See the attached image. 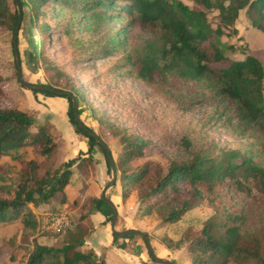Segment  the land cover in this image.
I'll return each mask as SVG.
<instances>
[{
	"label": "trees",
	"instance_id": "1",
	"mask_svg": "<svg viewBox=\"0 0 264 264\" xmlns=\"http://www.w3.org/2000/svg\"><path fill=\"white\" fill-rule=\"evenodd\" d=\"M190 1L203 9L190 7L181 0H19V3L21 21L26 7L31 15V28L38 26L42 31L63 36H69L74 29L63 28L55 32L43 21L50 11H55L47 7H60L52 19H58L61 9L78 13V25L90 35L98 36L99 46L94 51L102 53L104 58L116 57L121 49L125 51L128 45L133 44L131 50L123 52L117 68H122L123 73L135 79L155 84L166 81L170 73H175L183 79L205 82L212 92V100H229L234 105V116L243 126V133L254 130V139L264 141L263 64L250 52L242 59H230L225 55V49L233 46L221 40L228 28L231 35H237L234 24L243 9H246L251 25L264 32V0ZM211 10L218 12L215 27L207 16ZM115 17L122 18V24L111 28L107 34H101ZM16 18V8L11 7L9 0H0V27L13 31ZM71 24L73 26L74 22ZM139 25L156 28L160 36L158 44L147 41L139 47ZM18 42L17 36V45ZM222 62L229 64L217 66ZM51 69L66 77L57 66H51ZM7 83L9 79L0 76V158L21 150H32V155L26 158L24 169L18 170L16 184L0 192V224L16 222L20 238L30 239L40 229L38 216L32 208L52 203L55 198H58L57 204L67 201L66 188L72 174V161L55 165L63 140L53 124L37 122L30 113L16 105L2 104L1 96ZM69 85L70 89L66 91L80 101L79 87ZM62 97L68 101L67 116L72 127L87 138L88 151L97 146L104 154L109 173L104 148L78 127L73 118L71 99ZM97 118L100 127L105 129V118L101 115ZM94 133L101 138L97 132ZM111 133L119 138L122 146L118 160L114 161L119 171L121 198L125 200L132 193L136 194L138 218H154L161 226L175 223L205 200L207 195L201 186L210 194L222 191L219 187L223 183L224 188L247 197L253 187L263 198L264 209V167L253 162L246 152L220 150L213 154L211 148L197 146L186 135L178 140L179 154L168 158L164 169L153 160L134 163L144 157L145 150L152 145L149 139L127 130H112ZM253 144L258 145V142ZM90 157L86 158L89 163L93 162ZM102 208H105L106 222L110 221L111 208L101 197H89L80 205V226L69 232L62 246L52 247L24 240L13 248L16 251L10 254L9 261L18 260L20 264H104L85 244L92 226L82 225L90 213ZM243 216V213L233 214L228 209H218L197 235L190 236L188 229L177 240L163 238L162 241L173 249L187 245L189 264H264V224L260 230L249 229ZM114 238L118 237L114 235ZM17 251H22L20 259Z\"/></svg>",
	"mask_w": 264,
	"mask_h": 264
},
{
	"label": "rangeland",
	"instance_id": "2",
	"mask_svg": "<svg viewBox=\"0 0 264 264\" xmlns=\"http://www.w3.org/2000/svg\"><path fill=\"white\" fill-rule=\"evenodd\" d=\"M181 1L190 7L203 9V7L194 5L190 0ZM9 2L14 8L13 0ZM47 8L55 11H50L43 21L54 28L55 32L58 33V30L63 28L74 30L69 36H63L53 34L54 32L42 31L38 26L31 28L29 23L31 15L25 7L24 19L21 21L18 32V50L23 79L62 90L70 89L69 83L79 87V117L86 126L101 136L105 144H110L111 155L115 162L119 158L122 146L119 138L114 137L111 132L112 130H127L152 142V145L145 150L144 157L135 160L134 163L153 160L165 169L168 158L180 152L178 140L187 135L197 146L211 148L213 154L220 150H239L246 152V156L251 157L253 162L264 167V141L254 139L256 135L254 130L249 129L243 133V126L234 116V105L229 100H212V92L205 82L183 79L175 73H170L166 81H158L155 84L135 79L123 73L125 71L122 68H117V64L121 63L123 52L131 50L133 44L128 45L125 51L121 49L116 57L104 58L102 53L94 51L99 46L98 36L90 35L85 28L78 25V13L61 9L58 19H52L51 16L60 7L56 5ZM217 14V11L211 10L207 15L213 27L218 21ZM122 21V18L115 17L110 26L105 28L101 34H107L112 29L118 28ZM72 22H74L73 26ZM67 25L69 27H66ZM234 25L237 35H231V29L228 28L225 29L226 34L221 37L223 42L233 46V48L225 49V55L236 60L244 58L250 52L261 60L264 67V32L251 25L246 9L239 12ZM137 29L139 30L137 34L139 47L147 41H155L158 44L160 36L156 28L139 25ZM12 33L11 29L0 27V76L9 79V83L4 85L1 102L4 105H17L18 102L27 99L24 101L27 108L21 110L30 113L37 122L51 123L44 108L50 106L53 98L64 97L21 87L18 78H15ZM87 58L92 60L88 61ZM228 64L229 62H222L217 66ZM51 66H57L66 77L56 74ZM25 91L37 97L42 96V98L33 106L28 101ZM76 93L78 94L77 91ZM98 115L105 118L107 122L105 129L100 127L97 120ZM58 132L60 133L59 130ZM60 138L63 140L61 133ZM254 141L258 142V145L253 144ZM94 149L101 152L97 146H94ZM31 152L32 150L30 152L21 150L13 153L12 156L0 158V192L16 184L18 170L24 169L25 160L31 157ZM64 156L65 152L61 150V154L57 155L55 165L66 163ZM109 175L111 178V174ZM224 184L219 187L222 191L210 194H207L204 186H201L207 197L201 204L187 211L179 221L171 223L176 226H172L169 230L170 235H175V228L181 231V224L184 226L182 232L178 233L179 236L172 240L179 239L188 229L190 236L197 235L205 222L218 209L220 211L228 209L233 214L243 213L245 226L249 229L260 230L264 224V209L263 198L258 191L252 187L247 197L227 187L224 188ZM114 191H117V186ZM77 197L80 198L81 195L78 194ZM57 203L58 198H55L53 203L50 202V206L45 209H43L44 204L33 207L39 219L40 229L38 234L30 239L20 238L16 222L0 224V264H20L18 260L9 261V256L16 251L13 249L16 244L24 240L30 243L36 241L41 245L52 247H60L66 242L69 232L75 230L76 226H80L78 219L74 218L76 215L74 209L69 208L70 213L68 212L72 223L71 229L60 232L42 229L45 214L62 209L57 207ZM149 220L155 228L163 227L158 225L159 222L156 219ZM139 240L145 248L143 239ZM186 246L184 245L183 249L188 259ZM21 253L22 251H17L18 259L21 258ZM176 260L180 261L178 258Z\"/></svg>",
	"mask_w": 264,
	"mask_h": 264
},
{
	"label": "crops",
	"instance_id": "3",
	"mask_svg": "<svg viewBox=\"0 0 264 264\" xmlns=\"http://www.w3.org/2000/svg\"><path fill=\"white\" fill-rule=\"evenodd\" d=\"M25 92L27 93L28 101L33 106L36 105V101L42 98V96L37 97L30 94L31 92ZM24 101L18 102L16 106L19 109L27 108ZM67 110L68 101L66 98H53L50 106L44 108L47 118L60 131L63 137V146L58 150L57 155L59 156L61 150H63L65 152L64 160L72 161V174L66 188L67 201L56 205L58 208H65L69 213V208L71 210L74 209V212H76L74 218L78 219L82 202L88 200L91 196H101L103 186L110 180V173H108L104 155L97 149L88 151L87 138L74 130L72 124L69 122ZM107 145L110 152H112L110 144L108 143ZM89 156L92 157L93 162L89 163L86 160ZM118 172L116 169V182L106 192L107 197L112 199L118 210L116 229L135 228L143 231L148 234L152 249L158 257L171 260L176 264H189L183 247L180 249L169 248L162 241L163 238L174 239L178 237L184 229L183 224H181V231H177L175 228V235H170L168 233L169 230H171L172 226L175 227L176 225L170 224L161 228H155V225L149 220L152 219L151 217L138 218V199L136 194L132 193L125 200L121 198ZM115 186H117V191H114ZM78 194L81 195L80 198L77 197ZM49 206L50 203L44 204L43 209ZM104 209L102 208L100 211L90 213L89 218L82 222V224L86 226L91 225L93 228L90 235L86 238L85 244L94 251L96 257L102 259L104 264H156L148 255L146 248H144L143 243L139 240L141 239L139 236L127 235L114 238L110 230L109 221L106 222ZM176 258L180 261L176 260Z\"/></svg>",
	"mask_w": 264,
	"mask_h": 264
},
{
	"label": "water",
	"instance_id": "4",
	"mask_svg": "<svg viewBox=\"0 0 264 264\" xmlns=\"http://www.w3.org/2000/svg\"><path fill=\"white\" fill-rule=\"evenodd\" d=\"M16 11H17V18L15 22V26L13 29L12 33V39H11V44H12V50H13V55H14V61H15V67H16V73H17V78L19 81V84L21 87L29 89V90H38V91H43V92H49L51 94L55 95H60V96H66L71 99L72 101V111H73V118L74 121L77 123L78 127L83 129L90 137H92L96 142H98L105 151V155L107 158V162L109 164V170L111 174L110 180L103 186L102 191H101V199L102 201L111 208L112 210V216L109 222L110 225V230L111 233L115 236L122 237L126 235H137L140 238L143 239V242L145 244L146 251L150 258L156 263V264H176L175 262L160 258L158 257L150 244L148 234H146L143 231H140L135 228H128L124 230H117L116 229V220L118 218V210L116 208L115 203L106 195V192L109 188H111L117 179V174H116V166L115 162L112 158L110 149L107 144L104 143V141L94 132H92L80 119L79 114H78V99L75 95H73L71 92L66 91V90H58L49 86H45L43 84H38V83H30L27 82L26 80L23 79L22 76V70H21V64H20V57H19V52H18V45H17V36L19 32V27L21 24V19H22V8L19 3V0H13Z\"/></svg>",
	"mask_w": 264,
	"mask_h": 264
},
{
	"label": "built area",
	"instance_id": "5",
	"mask_svg": "<svg viewBox=\"0 0 264 264\" xmlns=\"http://www.w3.org/2000/svg\"><path fill=\"white\" fill-rule=\"evenodd\" d=\"M42 229L54 232L65 231L72 228L68 211L65 208L59 211L45 214Z\"/></svg>",
	"mask_w": 264,
	"mask_h": 264
},
{
	"label": "bare ground",
	"instance_id": "6",
	"mask_svg": "<svg viewBox=\"0 0 264 264\" xmlns=\"http://www.w3.org/2000/svg\"><path fill=\"white\" fill-rule=\"evenodd\" d=\"M154 251V250H153Z\"/></svg>",
	"mask_w": 264,
	"mask_h": 264
}]
</instances>
